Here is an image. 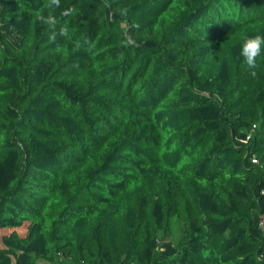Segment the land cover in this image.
Segmentation results:
<instances>
[{"label":"trees","instance_id":"1","mask_svg":"<svg viewBox=\"0 0 264 264\" xmlns=\"http://www.w3.org/2000/svg\"><path fill=\"white\" fill-rule=\"evenodd\" d=\"M45 3L0 0V264H264V0Z\"/></svg>","mask_w":264,"mask_h":264},{"label":"clouds","instance_id":"2","mask_svg":"<svg viewBox=\"0 0 264 264\" xmlns=\"http://www.w3.org/2000/svg\"><path fill=\"white\" fill-rule=\"evenodd\" d=\"M46 9L49 10V14L47 16L40 14L38 15V19L45 25H47L49 31V41L55 43L57 37L68 38L69 33L68 29L64 25H59L56 17L52 14V9L60 7V0H46L44 5ZM70 11L68 10L64 12V15H68ZM81 44L79 41H76L73 47V51H79ZM262 50H264V35H255L251 37H246L244 39L243 44L240 49V56L243 57L248 69L253 70L250 72L252 76H255L256 73L254 69L257 66V58L261 55ZM57 52H61L62 49L60 46L56 48Z\"/></svg>","mask_w":264,"mask_h":264},{"label":"rangeland","instance_id":"3","mask_svg":"<svg viewBox=\"0 0 264 264\" xmlns=\"http://www.w3.org/2000/svg\"><path fill=\"white\" fill-rule=\"evenodd\" d=\"M20 232H23L22 229H20ZM182 232V223L178 218L173 219V242L176 243L180 234ZM39 264H49L47 260L40 259Z\"/></svg>","mask_w":264,"mask_h":264},{"label":"built area","instance_id":"4","mask_svg":"<svg viewBox=\"0 0 264 264\" xmlns=\"http://www.w3.org/2000/svg\"><path fill=\"white\" fill-rule=\"evenodd\" d=\"M262 192L264 193V187H263V189H262ZM260 225H261V227L264 229V214H263L262 219H261V221H260Z\"/></svg>","mask_w":264,"mask_h":264}]
</instances>
